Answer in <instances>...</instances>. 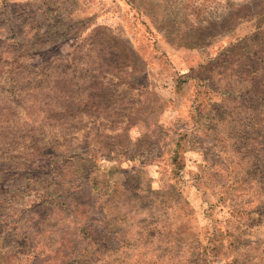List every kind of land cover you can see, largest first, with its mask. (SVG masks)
<instances>
[{
  "label": "rangeland",
  "instance_id": "374dc122",
  "mask_svg": "<svg viewBox=\"0 0 264 264\" xmlns=\"http://www.w3.org/2000/svg\"><path fill=\"white\" fill-rule=\"evenodd\" d=\"M96 29L145 93L76 155L0 162L1 264H264V0H0V69Z\"/></svg>",
  "mask_w": 264,
  "mask_h": 264
},
{
  "label": "trees",
  "instance_id": "16d2710c",
  "mask_svg": "<svg viewBox=\"0 0 264 264\" xmlns=\"http://www.w3.org/2000/svg\"><path fill=\"white\" fill-rule=\"evenodd\" d=\"M98 30L81 41L67 61L60 58L37 69L12 61L0 69V162L33 160L45 152L76 155L82 133L93 125L105 124L112 129L128 124L127 106L114 100L127 92L137 93L138 98L145 93L124 81L133 53L124 41L109 33L97 40ZM84 48H88L85 53ZM115 48L120 52L113 53ZM259 71H264V61L257 65L255 73ZM256 95L254 103L264 99V85L257 86ZM111 149L102 148L108 154L114 153ZM176 154L173 148V157ZM90 162L95 166L94 155H90ZM1 252L0 247V264Z\"/></svg>",
  "mask_w": 264,
  "mask_h": 264
}]
</instances>
